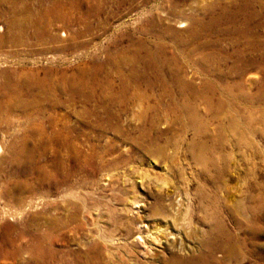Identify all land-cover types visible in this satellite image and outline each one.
I'll use <instances>...</instances> for the list:
<instances>
[{"label": "rangeland", "instance_id": "374dc122", "mask_svg": "<svg viewBox=\"0 0 264 264\" xmlns=\"http://www.w3.org/2000/svg\"><path fill=\"white\" fill-rule=\"evenodd\" d=\"M211 2L230 9L239 4L236 0H102V13L90 19L91 30L80 37L70 38L68 33L55 44L36 41L28 31L18 35L20 43L9 41L0 47V85L11 82L23 95L18 109L5 114L7 122L0 115V226L6 222L16 230L29 229L31 235L13 236L21 248L22 264L40 260L32 234L44 231L51 233L45 248L52 251L44 264H181L198 252L173 250L163 244L164 239L155 241L154 254L148 256L144 250L147 230L163 227V220L171 221L177 214L179 222L195 227L203 241L216 235L211 228L217 220L228 235L249 239L250 248L256 243L264 254V213L245 210L256 209L258 202L264 207V102L240 101L243 113L233 104L235 91L228 89L241 80L242 89L256 97L261 88L264 76L258 69H244L239 77L236 70L242 67L234 58H226L227 52L248 55L250 38L237 31L212 34L220 44L222 55H217L215 68L222 78L210 66L200 68L196 52H181L173 40H166L169 51L179 54L188 78L182 80L211 102H224L211 121L206 104L191 99V106L203 117L199 127L184 110L181 79H172L169 72L167 79H155L144 70L146 50L140 51L141 59L134 58L136 48L129 41L134 32L140 37L137 32L153 10L164 19L159 8L167 10L171 4L177 14L173 26L188 40L187 17L202 16L190 10L204 9ZM250 6L257 13L255 22L262 25L257 33L264 46V1ZM2 8L6 13L0 16V34H5L12 15ZM179 21L188 26L179 27ZM240 24L243 17L230 25ZM63 27L55 23L50 31L58 35ZM83 43L87 45L81 48ZM66 45L68 49L62 48ZM110 54L115 58L107 64ZM96 58L107 72L96 80L87 99L71 96L63 89L64 82ZM134 70L151 79L132 78ZM40 82L59 90L40 88ZM250 115L262 124L249 125ZM23 149L25 157L19 159ZM141 220L147 228L141 229ZM140 233L143 237L137 240ZM94 244L99 247L97 260L91 253ZM255 260L261 261L248 255L243 263L255 264Z\"/></svg>", "mask_w": 264, "mask_h": 264}, {"label": "bare ground", "instance_id": "6f19581e", "mask_svg": "<svg viewBox=\"0 0 264 264\" xmlns=\"http://www.w3.org/2000/svg\"><path fill=\"white\" fill-rule=\"evenodd\" d=\"M97 1L99 0H0V16L6 13L5 11L3 12L2 7L4 6L6 7V9L8 8L7 13L12 15V18L7 20V31L5 32V34H0V47L9 41L20 43L21 39L20 37H18V35L21 36L22 33L25 34L28 31L32 39L36 41L48 40L51 43L53 42L55 44L57 42V38L59 40L61 39L60 37L67 38L68 33H70V38L80 37L86 30H91L90 19L99 18L100 13H102V0H100L101 2ZM236 1H239V4L238 8L235 9H230L229 6L217 7L215 3L211 2L204 9L197 7L190 10V12L193 13H200L202 16H196L197 14H195L193 16L187 17V19L190 21V26L187 29V31L189 32L188 40H183L181 38L180 32L173 26V21H175L177 17V14L174 10V4L169 5V8L167 10L164 8H159L162 16L165 17L164 19H161L160 15L156 14L153 10L151 12V16L147 19L146 25L139 29V31L137 32L138 34H140V37L135 36V32L130 35L129 41H131V45L136 48L133 51L134 58H140V51L142 50H146L147 52V55H145L146 59L144 61V70L147 71V73L148 71L149 73H153L155 79H167V73L169 72V75L172 79H181L180 84L182 86V94H184L186 97L184 110H186L191 123L198 127L201 124L200 121L203 119V117H201L197 113L195 106H191V99H201L206 104V109L211 113V121L217 117L216 110L218 108L220 109L224 107V102L220 100L214 103L211 102V100L203 95L199 89L182 80L188 78L185 77V72L182 67L179 54H174L173 52L171 53V51H169L166 40H173L175 46H177V48L181 52H189L190 54L196 52L197 58L195 59V63L200 68H206L207 66H210L214 70V74L216 75V77L222 78L223 75L218 73L215 68L216 57L219 54L222 55V53L219 50V41L213 40V35L217 36V33L229 35L231 31H237L239 33L245 34L250 38V42L248 45V49L250 52L248 53V55L243 56L240 52H236L233 55L232 53L227 52L226 58H234L235 61L242 67V70H236V73L239 77L244 69H258V73L261 77H263V36L257 33L258 28L262 25L258 22H255L257 13H255L254 9H252L250 6L257 0ZM263 1L264 0H262V2ZM171 7L172 9H170ZM182 12V14H185V11L183 9ZM237 17H243L244 24H240L238 27L230 25L235 22ZM224 21L226 23H223ZM55 23H61V25H64L63 28H65H62L58 35L53 34L50 31ZM177 23L181 25L179 27L188 26V24L184 21H179ZM223 24H227L228 26L221 28L220 26ZM73 25L82 26L83 29H71V26ZM2 27L3 26H1V28ZM146 39L150 40L148 41V44L144 42ZM86 45L87 43H83L79 46L81 48H84L86 47ZM62 48L68 49L69 47L66 45ZM107 58V64H109V62H112L114 60L115 56L110 54ZM133 61L132 63L136 62ZM132 65L133 69H136V66L134 64ZM105 69L106 66L104 62L97 60L96 58L92 61L91 64H88V66L80 70L78 74H75V77H73V79L66 80L64 82L63 89L71 93V96H82L83 99H87L90 93L89 90L94 87L93 85L97 86L96 80L99 79L100 75L106 71ZM87 71H90L89 76H87L86 74ZM134 71L135 72L132 76V78L134 79H151L150 77H144V75H138L137 71ZM109 77L110 76H107L108 79H110ZM40 83L37 84V86H40V88L45 87L47 88V90L54 92L59 90L57 86L53 87L49 84L50 87H48ZM10 84L6 83L0 85V115L3 116L2 120L5 119L6 113L18 109L19 97L23 96H20V87ZM15 84H18V82H16ZM260 84L261 88H259L258 91L254 94V96L256 97H250L248 92H245L242 89L241 80H236L233 85L229 86L228 89L231 93H233L232 91H235V101H233V104L237 106L239 111L245 113V111L241 110L240 101L258 100L264 102V81L261 80ZM63 89L62 91H64ZM213 106L215 109L213 108ZM262 109L264 110V107ZM5 121L7 122L6 119ZM258 121L255 120L251 115L247 119V123L249 125L253 124L254 122L257 123ZM233 123L235 124V122H231V125ZM258 123H261V121H259ZM23 142L26 143V140H24ZM2 149V144L0 143V151ZM25 154L26 151L24 149L21 150V152L18 154V158L23 159L25 157ZM35 162L37 163V161ZM37 169L41 170L42 172L40 166ZM176 205L179 204L177 203ZM175 210L177 209L175 208ZM245 210L264 213L263 202H258L256 209L251 210L250 208ZM213 219H215L214 216L210 217V220H212L211 222H213ZM170 220L171 221H168L166 219L163 220V227L159 226L153 228L154 230H147L148 235L145 236V239L147 241L145 243L144 250L148 256L149 254H154L155 241L164 239L163 244L173 250L179 249L189 252H198L197 254L191 253V255L187 259H183V261L180 260L181 264H244L243 260L248 258V255L254 256L256 259H261V261L259 262L255 260V264H264V254L260 255L259 252L261 251L259 250V245L257 248V244L254 243L253 246L255 248L251 249V245L248 242L249 239H237L231 235H228L226 229L223 228V226L217 220H215L214 225L212 224L214 228H211V233L217 231L216 235L213 238L210 237V240L206 241L202 240L199 231L195 227H185L181 222H179L181 218L178 216V214L173 216V218ZM15 227V225L6 222L5 224H2L0 226V264H22V262L19 261L21 248L16 245V238H22L24 235H29L30 231L26 228L22 230H16ZM140 227L141 229H143L147 228L148 225L144 220H141ZM44 232L38 235L32 234L34 238L33 240H35L34 250L38 251V253L41 255L40 260L36 262V264H44L43 259L46 257H51V249L50 251H48L49 249L45 248L46 240L47 238H50L48 235L51 233L50 231ZM15 233L16 238L13 237L15 236ZM141 234L142 233H140V235L136 238L137 240H141V237H143L141 236ZM98 249L99 247L97 244L91 246V253L96 260L99 259Z\"/></svg>", "mask_w": 264, "mask_h": 264}]
</instances>
